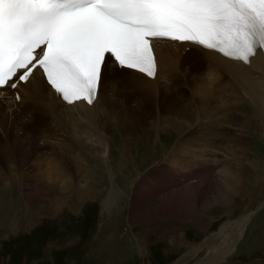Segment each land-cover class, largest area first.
I'll return each mask as SVG.
<instances>
[{
	"label": "rangeland",
	"instance_id": "rangeland-1",
	"mask_svg": "<svg viewBox=\"0 0 264 264\" xmlns=\"http://www.w3.org/2000/svg\"><path fill=\"white\" fill-rule=\"evenodd\" d=\"M233 85L240 91V93L237 92L236 100L239 97L250 99L248 97L250 90L254 88L251 89L249 85L243 84ZM226 95L224 99L217 96L218 99H215L217 101L213 106L212 102L209 103L210 107H214L213 110L207 106L206 115L203 114L201 117L206 123L204 131L200 126L191 128L192 125H190L186 132H198L197 136L201 137L215 128L216 133L225 132L226 134V128L231 126V131L234 130L237 135L244 137L243 152H239L240 150L235 147L233 151L236 153L220 150V160L225 162V168L222 166L221 173L223 175L226 170L223 175L225 179L229 162L234 161L238 164L234 168L237 173L244 164V177L248 179L244 180L246 186L242 189V191L246 189V192L243 191L244 196L236 200L235 204L228 209L221 205H214L207 211L201 199H198V208L195 210L193 203L187 202L184 203L185 207H182V211L188 210L182 214L190 216L191 220L185 222L182 218L181 221L175 219L170 221V224L166 221H154V225L143 221L141 222L143 226L138 228H135L134 220L130 218L132 209L130 203L133 197L131 190L135 182L133 180L141 176L135 174L133 170L142 167L141 172L144 177L152 173H161L159 169L163 167L167 156L172 154L189 135L184 134L185 140L184 136L177 139V133L173 132L171 126H163L160 128H164L160 136L156 128L150 127L149 132L144 136L140 135L142 140L139 138V141L136 140L135 143L124 144L130 150L123 159L117 148H120L121 142L124 143V141L120 134H117V128L113 127V131L110 132L111 141L117 146H114L112 163L103 164L99 156L93 157L92 153H88L89 151L85 149L83 153L88 154H81V147H79L81 144L72 140V137L67 134L64 138L67 144L74 148L73 150L65 148L62 150L61 138L52 137L51 132L44 134L47 138L43 136L36 139L32 145H27L22 138L29 133L30 137H36L37 129L33 128V125L41 126L43 123L39 115L22 108L31 119V122L24 126L23 118L17 116L10 105L5 106L0 102V109H2L0 110V264H196L205 256V252H198L197 258L190 253L192 250L193 253L195 252V248L201 244L205 236L218 232L219 229L221 232L224 226L230 233L234 229L230 226H235L237 223L227 224L228 222H235L238 219L237 222H239L250 214L254 216L252 215L251 220L247 222V227L243 230L242 238L235 251L230 256H226L224 258L226 261L221 264H264V115L256 117L253 113L254 107L256 108L259 104L258 99L255 101H244V99L242 104H237L238 109L236 106L230 109L229 94L226 93ZM244 105L245 110H243ZM220 107L222 110H219ZM236 112L246 117L245 127L243 124L239 128L232 125L231 117ZM208 114L219 116L215 119L211 118L208 122ZM183 121L189 122L186 119ZM113 124L111 122V126ZM221 137L220 134L219 138ZM187 143L191 145L188 148L199 150V146L193 148L194 144L191 141ZM200 144L201 142L198 141L196 146ZM89 145L90 147L98 146L95 143H89ZM226 146L227 138L224 147ZM8 149L14 162L8 159L7 154L4 155L9 152ZM64 150L73 151L69 154L77 157L74 163L78 162V164H72L74 168L72 172L64 168L65 165L62 163L61 156ZM212 151L214 152V149ZM213 152H210L211 160L216 157ZM176 154L181 155L180 150ZM144 161L145 164L142 165ZM57 168L59 177L56 174ZM212 171L213 167L212 170L205 169L204 173L209 175ZM221 173L220 176H222ZM85 175L89 179L85 182L88 181L89 186L92 187L91 194L81 196L76 191L72 192L71 189L77 188L78 181ZM130 176L133 177V182L129 181ZM50 177L53 182L50 181ZM60 177L63 179L61 180ZM198 177L205 183L212 180L210 177L200 178V175ZM65 180L71 188L66 189L67 185L63 183ZM188 181L189 179L186 182ZM50 184H54L55 191L49 187L48 191L46 185ZM78 184V187H82L85 183ZM112 190L118 192L117 200L114 205L107 207L104 205L105 200ZM149 190L152 191L153 188L150 187ZM219 193L217 187H212L208 197L214 199ZM169 194L170 190H163L158 197L152 198L151 202L146 204L147 210H140L137 214H144L153 209L154 214H158L161 218L167 217L166 211L169 206L165 205L159 210H155V206H160L161 201L166 203L167 199H170L166 197ZM138 201L140 202V199ZM125 212L129 216V222ZM154 214L148 218H153ZM146 224L153 226L151 234L147 235L145 240L140 233L143 229V233L147 234L144 229ZM220 236L227 239L224 233ZM225 243H219L214 249H209L207 256L200 263L204 264L207 260L213 263L219 257Z\"/></svg>",
	"mask_w": 264,
	"mask_h": 264
},
{
	"label": "bare ground",
	"instance_id": "bare-ground-1",
	"mask_svg": "<svg viewBox=\"0 0 264 264\" xmlns=\"http://www.w3.org/2000/svg\"><path fill=\"white\" fill-rule=\"evenodd\" d=\"M228 83H232L234 87L235 85L233 84H243L249 85L251 89L254 88L250 90V93L248 92V97L250 98L248 100L255 101V99H258L259 104L256 108L254 107L253 113L256 114V117L264 115V57L260 53L251 59L249 66H244L241 63L230 61V59L224 58L212 51L205 52L201 51L199 48H193L191 51L185 52L176 46H168L167 51L160 55L158 76L155 77L153 81L147 80L143 76L137 74H128V76L125 77V75L123 76L116 72L112 66H109V69L104 73L103 85L98 90V99L92 106H86L83 103H77L72 106L65 105L55 96L53 90L39 77V75L36 74L30 82L21 86V90L24 93V100L21 102H24V105L17 107L12 102L10 108L15 111L17 116L23 118L22 124L24 126H27L28 123L31 122L30 117L25 111L39 115V118L43 122L41 126L33 125V128L37 129L35 138L30 137V133L22 138L27 142V145H32L36 139H40L43 136L47 138L44 134L46 132H51L52 137L61 138L60 141H62V143H60L61 145L59 144L61 149L73 150L74 148L70 147L67 144V140L64 138L67 134L72 137V140L82 145H79V147H81V154L87 155L88 153H92L93 157L99 156L103 164L112 163L113 152L115 150L114 146L116 145L111 141L110 132L113 131V127L117 128V134H120L124 141V143L121 142L120 148H117V151L120 150L123 159L126 157V153H129L128 150H130L124 144L135 143L136 140L139 141V138L142 140L140 135L144 136L149 132V129L151 130L150 127L156 128L160 136L164 129L160 128L163 126H171L170 128L173 129V132L177 133V139H179L180 136H184V134H187V136L189 135L186 140L184 136L183 139L185 141H182L172 154L170 153L169 156L166 154L167 160L163 167L159 169L161 173H152L144 177L141 172L142 167L133 170L135 174L141 176L139 179L136 178L134 180L132 179L133 177L131 178L130 176L129 179L130 182L135 181L131 191V193L133 192V197L130 203V207H132L130 218L134 220L133 223L135 224V228H138L139 226H143V223H141L143 221L149 223H153L154 221H166L170 224V221L175 219L180 220L182 218L185 222L191 220L190 216H184L185 214H182V212L188 210L185 209L182 211V207H185L184 203L187 202H192L193 208L196 210L198 208L197 200L201 199L203 207H205V210L209 211L214 205H221L228 209L235 204L236 200L244 196L243 191L246 192V189L242 191L244 187L246 188L244 180H248L244 177V164L241 166V172L238 169L239 172L237 173L234 168L238 166V164H235L234 161L229 162L227 178L225 179L223 175H225L226 170L223 175L221 173L222 166L225 168L224 160H220L221 152L217 155L219 159H210V152H213L212 149H214V155L216 150L221 147L220 145L222 144L225 132L216 133V129L214 128L213 130L210 129L205 136L201 137L199 135L200 133L198 134L199 137L197 136L196 133L198 132H186L187 127L190 125H192L191 128L200 126L202 127V131H204L206 123L204 122L205 119L201 117L203 114L206 115V108L207 106L210 107V102H212V106L214 105V102L217 101L215 100L217 96L223 99L224 96H227L225 87ZM242 99L244 100L245 98L239 97L236 101L238 102L237 104H240ZM244 101L247 100L245 99ZM212 106L210 107L211 110L214 109ZM22 108L25 111L22 110ZM220 109L222 110L221 107L219 110ZM215 114H208L207 118L209 119L207 121L209 122L211 118L215 119L219 116ZM109 115L111 116L109 117ZM235 115L236 120L234 122V127H242V124L243 127H245L246 122H244V120H246V117L239 113ZM225 117L228 118L229 116ZM184 119L191 123L184 122ZM111 122L114 123L112 126ZM196 129L198 130V128ZM235 132L234 130L230 132L227 138V146L226 148L222 147V151L224 149V151H229L230 153L235 147V149L240 150L239 152H243V145L245 143L244 137L237 135ZM220 134L222 135L221 138H219ZM188 141L194 144L193 148L199 146V150L196 151L191 149V147L188 148V146H191L187 143ZM198 141L201 142V144L196 146ZM89 143H95L98 146L90 147ZM224 145H226V139ZM141 147L144 149L143 145H141ZM96 148L98 149L96 150ZM84 149L89 152L83 153ZM178 150H180L181 155L176 154ZM8 151L9 152L4 153V155L7 154L8 159L14 162L15 160L11 157L10 149H8ZM64 151L65 152L61 156L63 160L62 163L65 165L64 168L72 172V169H74L72 164L74 160L76 161L77 157H74L73 154H69L73 151ZM132 159L130 161H132ZM79 160L83 161V159L80 158ZM235 161L237 160L235 159ZM212 162L215 164V167L211 164ZM76 163L78 164V162H75L74 165ZM209 163L211 164L210 167ZM144 164L145 161L142 165ZM212 167L214 172L212 171L209 175L204 173L205 169L211 168L212 170ZM58 171L59 169L57 168V177H59ZM220 173L222 176H220ZM162 175L164 177H162ZM198 175H200V178L210 177L212 180L205 183V181L199 180ZM195 177L198 178L195 179ZM181 178L182 181H180ZM60 179L62 180L63 177H60ZM187 179H189L188 182H186ZM52 180L53 179L50 177L51 182H53ZM85 180H89L87 179V175L83 176L82 179L78 181V183H85L84 186L78 187L79 184L77 183V188H72V192L76 191V193L81 194V196L91 194L92 187H90L89 182H85ZM221 180H223L222 183ZM64 182L65 185H67L66 189H68L70 184H68L66 180L63 181V183ZM153 184H155L154 187ZM248 184H250V182ZM53 185H46L48 191L49 188H53V191L56 190ZM150 187L153 188L152 191L149 190ZM212 187H217L220 193L216 194L217 196H215L214 199H209L208 192H210ZM147 189L148 192H146ZM44 190L43 188V191ZM163 190H170V194L166 196L170 199H167L166 203L161 201V205H156L155 210H159L165 205L169 206L166 211L167 217L161 218L158 214H154L155 211L153 209L144 214H137L140 210H147L148 207L146 204L151 202L152 198L158 197ZM117 194V191L112 190L105 200L104 205L107 207L114 205L117 200ZM139 199L140 202L138 201ZM160 200H162V198ZM179 208H181V210H179ZM259 208L261 209V207ZM153 214V218H148ZM252 215L253 214L246 215L239 222H237L239 219L235 221L237 224L234 223L235 226H230V228H234L230 233L226 231V226H224L221 232L218 233V240L216 239L217 235H215L207 241L205 248L208 252L209 249H214L219 243H226L223 250L220 251L219 257L215 259L213 263L207 260L204 264L220 263L224 261L226 256H230L235 251L242 238V232L247 227V222L251 220ZM127 219L129 222V216ZM153 225H145L144 229H146L145 231L147 234L143 233L141 227L142 233H140V235L142 239L145 238L146 240V236L151 234ZM180 226L182 227V225ZM222 233L227 235V239L220 236ZM192 251L190 254L193 256L194 253Z\"/></svg>",
	"mask_w": 264,
	"mask_h": 264
},
{
	"label": "snow or ice",
	"instance_id": "snow-or-ice-1",
	"mask_svg": "<svg viewBox=\"0 0 264 264\" xmlns=\"http://www.w3.org/2000/svg\"><path fill=\"white\" fill-rule=\"evenodd\" d=\"M152 39L249 66L264 0H0V89L42 70L62 102L93 105L110 65L158 76Z\"/></svg>",
	"mask_w": 264,
	"mask_h": 264
}]
</instances>
